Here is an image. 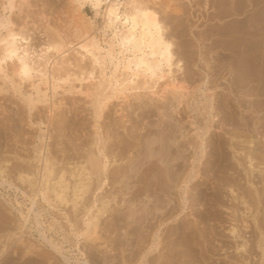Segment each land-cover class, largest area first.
I'll return each instance as SVG.
<instances>
[{"label": "rangeland", "instance_id": "374dc122", "mask_svg": "<svg viewBox=\"0 0 264 264\" xmlns=\"http://www.w3.org/2000/svg\"><path fill=\"white\" fill-rule=\"evenodd\" d=\"M2 1L6 2V0H0V15L2 14L1 16L4 19V21H8V20L12 21L15 25L14 28L15 29L19 28L16 30L22 29L24 34L26 33L25 35L28 36L29 41L31 40L30 41L31 45L29 44L30 46H28L31 52L33 51L34 53H36V52L42 53V52H40V51H43V49H41V48H45L42 46L47 45V43L45 41L48 40V36H46L47 33L45 32V30H43L44 28L41 25L42 20L45 22L48 21L47 24H50L49 22H51L52 27L59 30L61 32V34H63L64 36H66L67 32H69L70 29L72 28L71 26H69V24L65 20V17H67V15L71 13L70 11H72L70 9V6H71L70 0L69 1L68 0H16L15 7H14L15 9L13 8L12 10L2 9V7H1ZM164 1H165V3H164ZM208 1H209L208 3H210V4H207V5H209V6H206L207 9L205 7L206 4L204 5V2H206V0H161L160 3L161 2L162 3L161 4L159 3V6H158L159 8L162 7L160 9L161 11L163 10L162 13L165 10L164 9L165 7H163V6L166 4V2L170 3L174 7V8L172 7L171 9H166L165 12L162 14V17L164 18L163 20L166 21L165 22L166 25L168 27H170V28H168L169 35L172 36V38L174 40H175V38L177 40V41L175 40L176 41V49H178V50H176V52L179 53L178 54L179 56L176 53L177 57H179V58L181 57L180 59H183L185 61V62H183L184 65L182 66V69H176L175 70L176 77H178L180 79V81L184 82L183 84L186 87V89H185L186 97L183 100V102L181 103V105L179 106V109L177 108L178 106H176L179 104L175 100H168L166 102V101H163L159 98H152L149 94H146L144 90H132V91H128L126 93V94H128L126 99H124V97H122L123 99L119 98V97H121L120 93H119V96L112 97L110 99L111 101H109L108 106L106 107V108H108V109H106V113L104 111V113L102 114V116L103 115L104 116L102 118H98L99 120L97 119V121H96V116L94 115V113H95L94 108H93V106L91 107V105H93L92 101H94L93 95L95 92V90H94L95 87L92 84L93 83L92 81H95V80L98 81L99 78H101L100 74L102 71H105V74H107V72H108L107 75L109 76L110 75L109 73L111 70V64L106 66V64L101 63V65H100V63L96 64L91 59H88V58L82 59L81 55L79 53H77V51L74 48L73 49L70 48V50L65 52L64 57L59 56V57L65 58V59H63V61L61 60L62 58H59L58 55L56 54L57 59L55 58L56 59L55 61H57L56 62L57 64H55V65H57V66L59 65L58 69L61 68V70L60 69H59L60 71L57 70L56 69L57 66H55L53 64L54 66L53 65L50 66V71L52 70L50 73H51V75H57V76L62 74L59 77H69L70 78V82H69L70 86L75 85L76 87L73 88L72 86L71 87L69 86V83L65 85L63 82H61L62 85L63 84L65 85L64 89H63L64 85L63 86L61 85L62 87H59V88H62L63 91L58 88L56 91V93L57 92L58 93L56 95H55V93H53V91H51L52 96L49 93V97L47 100L49 102H39L37 104V106L31 111L32 113L30 111H28L29 109L27 108L26 105H24L25 103L23 102V100L19 97V95H17V92L14 91V88H13L14 86L9 82L8 79L6 80V81H8V85H7L8 87L6 86V84H5L6 87L5 86L4 87L7 88L9 91L7 89L5 92L0 91V166H3V169L6 168L3 175L0 176V226H4L3 227L4 229L2 227H0V234L4 235V236H6V235L10 236V238H9V240L6 239L5 237L2 238L4 240H1L2 242H0V247H2L3 245H7V244H9L8 242H10L9 247L8 246L7 247H8V250H9V248L11 250V256H10V250L7 251L8 252L7 260H9L10 258L13 259L14 261L12 260V262H14V263H12V264H16L17 262L18 263H24L25 261H26L25 263H27V264L34 262V261H35V264H133V262H134V264H138L141 262V260L143 258V252L148 251L147 247H149L152 242L155 245L158 243V246L156 248H154V250L148 254L147 260L151 259L154 256L158 257L159 259L156 260V262L154 264H166V263L167 264H255V263L260 264V263H262L263 258H261V256L263 253V248H259L257 246L258 245L257 242H259V238H258L259 231H258V227L256 224L257 220H255V219H257V218L260 219L261 217H263V213L261 214L259 211H256L255 206H252V212L247 215L249 223L251 222L250 227L245 230L243 228L242 221H241L242 220L241 215L243 213L242 210H244V206H241V204L239 205V203L235 202L231 198L232 196H231L230 192L228 193L229 189L227 187V184L225 183V179L230 178L228 170H230V171L232 170V172L230 173L231 176L236 174L239 178L241 175L240 179L241 180L244 179L243 181H241L242 184H245V185L247 184L246 186L249 185V182H248L249 175H248V168H247L248 165L244 164V165H246L245 168H244V165H242L241 168L239 170H237L238 172L237 171L234 172V169H231L232 168L231 164L234 163V161H235L234 152L237 153V151H236L237 149H238V151L241 150V152L243 150H247L249 148L248 145H251V144L253 145V143L250 142L249 140H254V142L257 143L258 140L261 141L260 139H262V142H263L264 141V136H263L264 130H263V128H261L262 130L259 129L260 130L259 133H257L258 131H256V132L250 131V129L253 130V128L251 126L250 127H248V126L244 127L241 123L234 125V124H232L233 123L232 120H230V123L231 122L232 123L231 124L229 123V126H230L229 127V126H227L228 123H226L222 120L219 122L220 124L215 123V125H217V124H219V125L214 126L212 128L214 130L213 134H215L217 136L216 138H218L216 141L215 135L212 136V134L210 132L208 134L204 135V130H201L202 121L200 124V120L202 119L201 113H200V111H201L200 107L202 106L201 104L203 103V101H205L207 99H211L213 97L215 98V96H213V93H216L217 88H219L218 91H220V89H223L224 93H225V90L228 92V93L226 92V94L230 93V110L235 109L234 107H235V105H237L238 99H243L245 97H246L245 98L246 100L250 99V97H248L247 94L245 95L244 90L241 89V87H239V82L234 81V80H240V77L238 75L241 74L242 70H243L242 68H239V64H241V61L244 58H241V56L239 54L242 55L241 52H243L244 50L247 49V48H245L243 50V48L246 44L251 46V44L253 42H256L258 40V39L256 40L257 37H254L253 34L252 35L249 34L252 30V29L249 30L250 24L252 23L251 22L252 20L251 21H249V20L252 18L254 19L253 16L256 13V10L258 9V7L253 6L250 3H246V1H245V6L247 5V7L244 10H242L240 13H238L232 9L233 11L231 10V12L233 15L230 14V16L223 18V20L221 22L219 20L218 16L213 17V15H216V14L219 15L220 9L223 7V5H221L220 3L223 0H215V1L214 0H208ZM219 5H221V6L217 7ZM262 6L263 5H261V8H262ZM168 10H171V11L167 12ZM68 11H69V13H68ZM209 12H211V13L209 14ZM84 13H86L89 17H93V11H92L90 6H88L84 9ZM241 16H242V18H241ZM45 17H46V19H45ZM58 18L60 20L62 19L64 21H62V20L60 21ZM227 18H228V20H227ZM56 21H58V23ZM96 21H97V24H101L102 18H97ZM226 21H229V22H226ZM241 21L246 23V27H244V30L246 33L242 34L244 38L239 33L238 35H235L238 38L237 39L230 32V63H232V64L235 63V65H236L235 69H234V65L230 64V67H231L230 70L226 69V68H220V70H221L220 71L217 64H221L223 62L225 63L226 62L225 60H227V58H225V56L220 55V54H222L224 52L229 53V51L223 50V48H221L222 46L221 47L219 46L220 48L217 46L215 48L216 50H213V51L211 50L212 52L209 51L210 50L209 44L212 41L211 36L217 31L216 30L217 26L222 25L223 23L226 22V23H228L227 26H230V27L232 26V28H234V26H236V24H238ZM60 22L61 23L63 22V24L61 25ZM65 22L67 25L65 24ZM217 22L219 23V25ZM207 26H209L210 29ZM57 27H59V28H57ZM68 27H70V28H68ZM64 30H66V31L64 32ZM205 31H208V32H205ZM207 33L209 35L211 34V36H208ZM201 35H202V37L204 36L202 38L203 40L202 39L200 40ZM205 36L210 37V39H208ZM231 37H232V39H231ZM205 38H207V39H205ZM72 39H74V38L72 37ZM223 39H225V37ZM234 39H235V41H234ZM206 42L207 43L209 42L208 45ZM177 43L179 44V46ZM204 46H206V47H204ZM250 46H249V48H250ZM241 47H242V49H241ZM204 49L205 50L207 49L210 53L208 51L207 52L204 51ZM233 49H235V50H233ZM241 50H243V51H241ZM231 54H232V56H231ZM205 55L206 56L208 55V56L206 57ZM211 55L214 57H212ZM216 55H219L220 58L216 59L215 58ZM204 56H205V58H204ZM233 56H235V58H237V59H235V58L232 59ZM213 58L215 59V61H214L215 63L212 60ZM238 58H241V59L238 60ZM53 60H54V58H53ZM58 60H59V62L60 61L61 62L58 63ZM205 61L207 63H205ZM208 63H209V65H208ZM9 67H10L11 71L9 70V68H7V69H8V72H10V74L13 73V74H11L12 79L14 80V82L16 84L19 83L20 82V80H19L20 78H18L19 75H17L15 72H12L13 69H12L11 65ZM52 67H54V68H52ZM210 67H212V68H210ZM101 68H102V70H101ZM205 69H207V70H205ZM223 69H224V71H223ZM229 71L231 72V74ZM236 71H238L239 73L237 74ZM52 72H53V74H52ZM89 72L94 73V74H92L93 76ZM216 72H218L220 74H218V73L216 74ZM63 74H65V75H63ZM68 75H70V76H68ZM208 75H210L211 77ZM223 75L225 76V78H223L224 77ZM233 75H235V76H233ZM91 76H92V79H90ZM95 76L99 77V78L96 79ZM212 76H214L213 77L214 79L212 78ZM221 76H223L222 77L223 80L221 79ZM93 77H95V79H93ZM235 77H236V79H235ZM72 78H74L73 81L71 80ZM210 79L212 80L211 81L212 84L210 82ZM229 79H230V81H229ZM206 80H208V82H206ZM218 81L221 83H219ZM223 81H226L227 83L223 82ZM0 82H2V81H0ZM23 82L24 81H22V84H21L23 93L26 95L30 92L33 93V89L31 86H29L30 85L29 82L28 83L27 82L23 83ZM235 82H236V84H235ZM216 83L218 84L217 86H216ZM2 84H3V82H2ZM207 84L211 85V86H208ZM224 84H225V86H224ZM228 84L230 85V92L228 91V88H226V87H228ZM88 85H90L92 87H90ZM213 85L216 86L217 88L214 87ZM219 85H221V86H219ZM240 85H245V84L241 83ZM68 87H70L72 90L70 88L68 89ZM86 87H88V88H86ZM89 87L92 88L93 90L89 89ZM77 88L80 89L81 91L78 90ZM73 89H75V90H73ZM88 89L90 91H88ZM209 89H211V90H209ZM247 89H248V87H247ZM64 90H67V91H64ZM28 91H30V92H28ZM78 91L80 93H78ZM83 91H84V93H83ZM92 91H94V92H92ZM48 92H50V90ZM87 93H89L91 95H89V94L87 95ZM208 93H212V94H209L210 96H208ZM206 95H207V97H206ZM231 95H233V96H231ZM50 96H51V98H50ZM150 97H151V99H150ZM234 98H235V100H233ZM49 99H51V100H49ZM147 99L149 100V102L147 101ZM252 99H256V98L252 97ZM145 100L148 102V103L146 102V105H144ZM150 101H151V103H150ZM90 102H92V104ZM141 102L144 106H146V107L149 106L150 108L148 107V108L144 109L145 107L144 108L141 107V105H142ZM172 102H173V104H172ZM231 102H234L235 105H234V103L231 104ZM213 103H214V101H213ZM139 105H140V107H139ZM171 105H173V107ZM148 109H149V111H147ZM238 109L240 110V111H238V113H240L241 109L240 108H238ZM51 111H52V114H50ZM141 111L143 112L142 118H141V113H142ZM213 111L216 112L219 116H220V114H221V116L223 115L222 114L223 112H221L220 109L219 110L213 109ZM249 112L250 111H248V112L246 111V112H242V113L247 115V114H249ZM139 113H140V117H139ZM144 113H146L147 115ZM165 113L167 114V116L165 115ZM216 113H213V114H216ZM250 113H251V115L249 114L250 116H252V113H254L253 116L254 115L256 116V117L254 116V118L258 119V120L260 119V117L264 116V111L256 112V114H255V112H252V111ZM29 115H30V117H29ZM143 115H144V117H143ZM148 115H149V117H148ZM239 115L241 116V114H239ZM197 116H199V117H197ZM93 117H95V118H93ZM200 117H201V119H200ZM192 118H193V120H192ZM238 118H239V116H238ZM168 119H169V121L172 120V122H173V123H171L172 125H177V127H178L177 128L176 126H173L174 130L178 129L177 131L173 130L175 133L174 137L176 136L175 138L181 140L183 138V135H181L182 132H185V134L189 133L187 138H183L181 140V141H183L182 145H183V143H185L187 141L188 138L193 139L194 138L193 135H195L194 133H196V131L200 132L201 137H203V138L205 137V140L207 141V142L205 141V143H204L205 150H206L205 153L208 156H204L203 160H201V164L206 159V157L211 156L212 146L209 144L213 140H215L216 143H219L222 140L224 141V142L222 141L221 143L223 145V149H224L223 152L225 153L224 157H225L226 162L225 161L223 162L224 163V164H222L223 167L222 166L219 167L221 164V160L218 161L219 164L216 165L217 167H214L213 170L212 169L209 170V173L212 175H210L208 172H204V169H203L202 178L196 177L193 181H191L189 183L188 187L185 186L187 194H186L184 202L181 201V196L179 193L174 194L176 196L175 198H177V199L175 200V202L173 201V204L175 207L171 204L172 207L170 208V213H167L164 215L162 214L161 216L156 215L155 218L152 219L154 221L146 220V222L143 223L142 225L140 223H138L142 227H140L138 225V228H136V226H135V224H137L136 222H134V224L127 225L125 222L123 223V221L121 220L123 218H121L120 216L124 217V214L128 212L129 206H131V204L129 202L126 204V202L129 199V196H128L129 194H123V190L122 189L120 190V188L121 187L123 189H124V187L128 188V187H130V184H131V189H134L133 184H135L136 181L131 179L132 181L130 180L131 181L130 182L125 176H123V171H124V173L128 172V169H129L128 165H131L130 162L132 163V161H130V160L139 157L138 154L140 153L139 151H141V148H142V147H140V144H141L142 140L144 141L142 143H145V139H147V137L149 135L148 133L150 132V134H151L153 132L150 135V137L151 136L154 137L157 134H159L158 132H160V130L162 129L160 127V125L162 124V122L163 123L167 122ZM99 122H100V124L101 123L102 124L99 125ZM134 122L136 123V125ZM182 122L185 125L181 124ZM191 122H194L195 125L191 124ZM188 123H189V125H188ZM163 125H161V126L163 127ZM190 125H192V126H190ZM232 125L237 126V127L234 128V126H232ZM96 126H97V128L99 127V129H97ZM180 126H183L184 130L183 129L181 130ZM240 126L242 129L241 128L238 129V127H240ZM100 127H101V129H100ZM185 128H187V129L185 130ZM224 128L226 129V131ZM243 128H246V129H243ZM188 129H190V132L188 131ZM95 130L100 131L102 133L101 135L104 134L106 136V138H104L105 137L104 135L102 137L105 139L107 154L111 155V156L114 154L113 156H115L114 160L112 159L113 157L110 156L111 157V159H110L111 175L110 176H113L115 174L113 172V170H115V172H116L118 169L119 170L123 169V171L121 172L122 174L119 173V175L121 177L119 176L120 178L117 180V182L114 183V185L110 182L111 185L107 184V185H105V188H104V189H108L107 191L104 190V193L107 192V193H105V195L109 196V198H111L113 196V194H116V195L118 194V195L116 196L117 198H115L116 200L115 199L112 200V202L110 204V207H109L110 212L108 211L107 213H105L101 217V220L99 223L100 224V226H99V233L100 234L98 233L101 240L99 239V237L94 239V240H92V239L88 240V239H85L83 236L80 237L77 235V230L80 228V226L81 227L84 226V222H82L83 221L82 220L83 208H82V210L79 209L77 212H74L73 208H70V206L72 207V205H70L71 203L66 205V206H62V205H59L57 203L48 205V203L46 201H43L42 196H38L36 199V202L33 203L31 198H30V194H31L30 190L31 189L29 188L28 185H26L25 183L23 184L18 179V171L20 169L22 171L25 170L26 172L34 173L37 178L40 176L39 171L41 169L39 170V168L42 167L43 162L42 161L39 162L37 159H35L37 157V153H35L36 151H34L35 150L34 144H40L41 140H45L44 145L46 144L44 146L45 150L43 148V152H42L43 154L41 153V156L43 155L42 159L46 158L47 156H49V157L53 156L57 160V161H55L57 163L56 164L57 172H59L63 168L68 170L69 168L67 165H69V167H70V163L77 162V160H75V159H79L81 157V155L82 156L86 155V152L88 151L87 148L91 149L90 145H91V142L93 141L92 139H94V136L96 134ZM213 130H212V132H213ZM241 130H243V132ZM92 131H93V133H92ZM186 131H187V133H186ZM131 132H133V133L131 134ZM180 132H181V134H180V136H178ZM261 132H263V133H261ZM42 133H43V138L41 139L40 137H42ZM137 133H140V135L137 136L138 135ZM144 133H145V135H144ZM219 133L221 134V138H220V141L218 142L219 137H220ZM108 135L111 138H108L107 137ZM189 135H191V136H189ZM208 135H210V138L212 136V138H211L212 140L210 138H208L209 137ZM240 135L241 136L243 135L242 139H241ZM254 135H256V136H254ZM125 136L128 140L127 139L125 140V138H124ZM132 136H137V137H135V138H137V140L133 139L134 137L132 138ZM143 136H145L146 138ZM223 136L225 137V139ZM90 137H93V138H90ZM120 137H123L124 140ZM258 137H260V138H258ZM89 138H90V143L88 140ZM138 138H140V139L138 140ZM249 138H251V139H249ZM189 139H188V141H189ZM198 140H197V142H198ZM124 141H126V143H129L128 147H127L128 149L127 148L124 149L127 153L125 151H123V153L121 152V150H123L122 144ZM137 141H139V142L136 144ZM181 141H180V143H181ZM188 141L183 146H185V145L187 146ZM113 142H115L114 144L117 145L116 148L114 147L115 145L113 144ZM121 142H122V144H121ZM225 143H228V144L226 145ZM86 145H89V147H87ZM109 145L111 147H114V148L112 149L111 147H109ZM242 145H243V147H242ZM82 146H84V147L82 148ZM129 146L132 147V149ZM233 146H236V147H233ZM237 146H239V147H237ZM121 147H122V149H121ZM240 147H242V148H240ZM239 148H240V150H239ZM118 149L120 152L117 151ZM85 150H86V152H85ZM191 150L192 149H190V148L187 150L189 156H191V154L193 155L192 152L194 150H192V151ZM112 151L115 153H113ZM116 151H117V153H116ZM118 153H120L119 155L121 157L118 155ZM259 153H260V157L262 156L264 158V152L261 151ZM48 154H50V155H48ZM188 154H186L187 157H189ZM240 154L241 153L239 152V155ZM226 155H227V157H226ZM189 158H187V159H189ZM218 158H216V160H218ZM263 158H262V161H264ZM71 159H72V161H70ZM212 160H215V158ZM187 162H190V161H187ZM225 163H227V164H225ZM188 164H189L188 168L184 167V169H182L183 172H185V173H187L188 171L191 170V168L189 169V167L192 166L191 162ZM195 164L198 165V162H196ZM195 164H194V166H195ZM224 165L228 166L230 168H225ZM71 167H72V165H71ZM214 171H215V173H214ZM217 172H218V175H216ZM240 172H241V174H240ZM258 172L259 173L261 172V171H259V168L258 169L255 168L254 174H256V175L258 174V176H259ZM219 173H220V177H219ZM237 173H239V174H237ZM204 174H205V176H204ZM206 174H207V176H206ZM226 174H228L229 176H227ZM222 175L226 176V178ZM254 177L255 176H253V178ZM256 177H255V180H258L259 177H257V178ZM217 178L218 179L220 178L221 180L219 179L220 180L219 181ZM125 180H126V182H125ZM197 180L203 181L205 184V185L202 184L201 185L202 187L200 186V189L203 190V192H204L203 196H201L200 200L198 198L197 190L192 187V185ZM216 180H218V181H216ZM221 181L224 182V184H221L222 183ZM38 183L40 185L39 181H38ZM123 185H125V186H123ZM106 186H107V188H106ZM212 187H214V188H212ZM226 187H227V189H225ZM218 188H219V190H218ZM34 189H36V188H34ZM220 189H221V191H220ZM195 190H196V193H195ZM217 190H218V193H217ZM101 191L102 190H100V192L98 191V193H96L95 195H92V196H91V193H90V195H87L86 202H85L86 205L90 204L91 202H89V201H92L96 195L98 196L99 193L102 194L103 191L102 192ZM212 191H214V192H212ZM228 194H230V195H228ZM124 196H127V197H124ZM221 197H222V199H221ZM87 198H89V199H87ZM123 198H125V199H123ZM216 198L217 199L220 198L221 200H219V199L216 200ZM120 199H121V201H120ZM122 199L124 201H122ZM144 199H147V198L144 197ZM187 199H188L189 203H188ZM210 201H212V202H210ZM215 201H217V202L215 203ZM218 201H222V202H218ZM251 202H253V201H251ZM191 203H193V205ZM213 203H215V205ZM98 204H99V202H97V205ZM138 204H136L138 206L137 207L138 212H136V214H135L136 217H137V215L141 216V214L143 212L142 208H140L141 209L140 210L139 207L144 203H140L139 205ZM175 204H177V205H175ZM176 206H179V207H176ZM196 207H198V208H196ZM240 207L243 209H241ZM28 208H32V210L30 212V218H29L30 221L25 224L23 221L21 213H27ZM172 208H174V209H172ZM175 208L177 209V211ZM200 208H201V210H198ZM208 208H210L213 211H211ZM227 208H229V209H227ZM204 211H205V213H204ZM212 212L213 213L215 212V213L213 214ZM201 213H202V218H199L198 215H201ZM229 213H233V214H229ZM218 214H220V215H218ZM231 215H233V216H231ZM189 216H191V217L188 218ZM193 216H194V218H193ZM213 216H214V218H213ZM227 217H229V218L227 219ZM117 218H118V220H116ZM156 218L158 221L156 220ZM3 219H4V221H3ZM186 219H187V221H186ZM230 219H233V220H230ZM191 220H193V221H191ZM228 220L230 223L232 222V223L237 225V227L240 231V237L235 238L228 232L229 231L228 225H230ZM150 221L153 223L151 224ZM185 221L187 223L192 222L194 229L195 230L197 229V234L199 236V239H201V240L196 239V240H199V242L195 240V243H194V249L198 250V251H196L198 259L194 260V261H193L194 258L190 255L189 250L187 249L188 247L185 246L184 243H182L183 241L181 240V238L177 237L176 235L168 238V240L166 238L169 229H173L177 225L185 223ZM114 222H116V223H114ZM118 222L123 223V224L119 225ZM258 222H259V220H258ZM173 224L175 227H173ZM116 225L118 227H115ZM123 225H124V227L126 225L128 227L126 226L125 227L126 229H125V228H123ZM144 225H146V226H144ZM119 226H121V227L119 228ZM141 228H142V230H141ZM119 229H120V231H119ZM132 229H133V232H132ZM128 230L130 233L128 232ZM150 230H151V232H150ZM206 230H207V232H206ZM134 231H135V234H133ZM127 232H128V234H127ZM142 233L145 235H143ZM20 234H21V238L23 237L22 239H24L23 240L24 244H26L27 243L26 241H28V243L29 242L32 243L36 248H40L42 251H40V249H37V250L35 249L36 252L34 254L32 253L31 256H28L27 254H26L27 256L24 254L22 255L23 251H21V250L25 249V247H24L25 245L22 244L20 241H19L20 243L18 242L19 243L18 244L16 241L20 237ZM205 234H207L208 237ZM136 235H137V237H136ZM163 238H165V239H163ZM204 239H206V240H204ZM128 240H130V241H128ZM132 240L133 241L138 240V241L133 242ZM166 240H167V242H166ZM208 240H209V242H208ZM144 241L147 242L148 245L150 243V245L148 246ZM179 241H181V242H179ZM200 241H201V243H200ZM129 242H133L135 246L132 245L133 243L131 244ZM242 242L248 243L247 249L244 251H242V250L240 251L239 249H237V244L242 243ZM35 244L38 246H36ZM129 244H131V245H129ZM162 244H163V246H165L164 248L161 247ZM167 244L170 246H168ZM10 245H11V247H10ZM263 245H264V241H263ZM159 247L161 248V250ZM168 247H170V248L168 249ZM17 248H19V249H17ZM14 249H15V251L17 249L18 252L17 251H16V253L13 252ZM139 249H141V251ZM137 250L140 252H138ZM39 252H41V253H39ZM18 253H19V256L15 257L16 255H18ZM136 253H138L139 255ZM37 255H38V257L40 256L39 258H40V260L42 259L41 261L39 260ZM134 255L136 256V259H135ZM20 256H21V258L24 257V259H21ZM132 256H134V258ZM201 256H202V258H201ZM25 257H27V259H25ZM33 257H34V259H37V258L38 259L37 260L31 259L33 261L30 260L29 262L27 261L28 258L30 259ZM203 257H205V258L203 259ZM129 258L132 259V262H131V259H129ZM15 259H16V261H15ZM167 259L169 261L165 262L164 260H167ZM161 260L164 261V263ZM171 260L175 263H173ZM6 262H8V261H6ZM168 262H170V263H168ZM144 264H148V262L144 261ZM151 264H153V263H151Z\"/></svg>", "mask_w": 264, "mask_h": 264}, {"label": "bare ground", "instance_id": "6f19581e", "mask_svg": "<svg viewBox=\"0 0 264 264\" xmlns=\"http://www.w3.org/2000/svg\"><path fill=\"white\" fill-rule=\"evenodd\" d=\"M160 1L161 0H111V1H107V0H70V5H71L70 9L72 11H70L71 13L68 14L67 17H65V20L69 24V26H71L72 28L70 29V31L68 30L69 32H67L66 36L61 34V32L59 30H57L56 28L52 27L51 22H49L51 24L50 25V24H47L48 21L47 22H45L43 20H42V22L40 21L41 25L44 28L43 30H45V32L47 33L46 36H48V40L45 41L47 43V45L45 44L46 46H42L45 48H41V49H43V51H40L42 53H37V52L34 53L33 51L31 52L29 47H28L31 45V42H30L31 40L29 41L28 36L25 35L26 33L24 34L22 29L16 30L19 28L15 29L14 28L15 25L12 21H10V20L4 21V19L1 16L2 14H1L0 15V77L2 79L0 78L1 79L0 81H2L4 85L2 84V82H0V91H2V92L6 91L7 88H5V87L8 85V81H6V80L8 79L9 82L14 86L13 87L14 91L17 92V95H19V97L23 100V102L25 103L24 105L27 106V108L29 109L28 111H30V112L37 106V104L39 102H49L47 100L49 97V93L51 94V91H53V93H55V95H56L58 93V92L56 93V91L59 87H62L64 84L66 85L70 82L69 77H59L62 74L59 76L51 75L50 72L52 70L50 71V66H52L53 64L54 65L57 64L56 63L57 61H55L57 59L56 54L58 55V57L59 56L64 57L65 52L70 50V48L71 49L74 48L77 51V53H79L81 55L82 59L88 58V59L93 60V62L96 64L100 63V65H101V63L106 64V66L111 64V70H110L109 76L107 75L108 72H107V74H105V71H102V72L100 71L101 72V74H100L101 78L95 76L96 79L99 78V80L98 81L97 80L92 81L93 82L92 84L95 87L94 88L95 92L92 91V92H94V95H93L94 101H92L93 105H91V107L93 106V108H94L95 113L94 112L93 113L96 116V121L98 118H102L104 116V115L102 116V114L104 113V111L106 113V109H108L106 107L108 106V103H109V101H111L110 99L112 97L119 96V93H120L121 97H119V98L124 97V99H126V97L128 96V94H126V93L128 91H132V90H144L145 93L149 94L152 98H159V99L166 101V102L168 100H175L179 104V105H176V106H178L177 108L179 109V106L181 105V103L183 102V100L186 97V91H185L186 87L183 84L184 82L180 81V79L178 77H176L175 70L176 69H182V66L184 65L183 62H185V61L183 59H180L181 57L180 58L177 57V55L179 54L176 52V50H178V49H176V41L177 40L175 38V40H176L175 41L172 38V36L169 35L168 28H170V27H168L166 25V23H165L166 21L163 20L164 18L162 17V14L165 12V10L171 9L173 7V5L166 2V4L163 6V7H165L164 8L165 10L162 13L163 10L162 11L160 10L162 7L161 6H160L161 8L158 7ZM245 1H246V3H250L251 5L258 7V9L256 10V13L255 14L253 13L254 19L252 18L249 20V21L252 20L251 21L252 23L250 24V27H249V30H251V29L252 30L249 34H251V35L253 34L254 37H257L256 40L257 39L258 40L257 41L255 40L256 42H253L251 44V46L244 44L245 46H244L243 50L245 48H247V49L244 51L241 50V51H243V52H241L242 55L237 52L241 56V58H244L241 61V64H239V68H242L243 70H242V73L238 75L240 77V80H234V81L239 82V87H241V89L244 90L245 95L247 94L248 97H250V99L248 98L249 100H246L245 99L246 97L243 99H238L237 105H235L234 102H231V104L234 103L235 109L230 110V93L226 94V92H227L226 90L224 93L223 89H220V91H218L219 88L216 87L218 85L217 83H216V86L213 85L214 87L217 88L216 93H213V96H215V98L213 97L211 99H207V100L203 101V103L201 104L202 106L200 107V110H201L200 113H201V117H202V119L200 117V119H201L200 124L202 121L201 130H204V135L208 134L209 132L212 134V136L215 135V134H213L214 130L212 128L214 126L219 125L220 124L219 122L222 120L224 122L228 123V125L226 124L227 126H229L230 120H232L233 123L232 122L231 123L234 125L241 123L244 127L245 126H248V127L251 126L253 128V130L250 129V131H255V132L258 131L257 133H259L260 130H262L261 128H263V130H264V116L260 117L259 120L254 118V116H255V115L253 116L254 113H252V116H250L251 111L255 112V114H256V112L264 111V0H223V1H221V3L218 1L221 5H223V7L220 9L219 15L216 14V15H213V17L218 16L219 20L222 22L223 18H226V17L230 16V14H232V12H231L232 9L238 13H240L242 10H244L247 7V5L245 6ZM208 2H209L208 0H206V2H204V5L206 4L205 7L209 6V5H207V4H210ZM15 3H16V0H6V2L2 1L1 7H2V9L12 10L15 7ZM164 3H165V1H164ZM221 5H219L217 7H220ZM261 5H263L262 8H261ZM88 6H90L92 11H93V17H89L86 13H84V9ZM206 9H207V7H206ZM169 11H171V10H168L167 12H169ZM68 13H69V11H68ZM210 13L211 12H209V14ZM97 18H102L101 24H97V21H96ZM241 18H242V16H241ZM45 19H46V17H45ZM227 20H228V18H227ZM62 21H64V20H62ZM56 22L58 23V21H56ZM66 22H65V24H66ZM226 22H229V21H226ZM226 22L223 24L221 23L222 25H219V23L217 22L219 26H217V29H216L217 31L212 36H211V34L209 35L207 33L208 36L212 37L211 38L212 41L211 42L209 41L210 42V44H209L210 47L208 46L210 49L209 51L216 50L215 48L217 46L218 47L222 46L221 48H223V50L229 51V53L224 52V53L220 54V55L225 56V58H227V60H225L226 61L225 63L224 62L221 63L222 65L217 64L219 70H220V68H226V69L230 70V68H231L230 64L234 65V69L236 66L235 63H233V64L230 63V32L233 36L238 35L239 33L241 35L246 33L244 30V27H246V23H244L242 21L239 22L238 24L235 23L236 26H234V28H232V26L231 27L227 26L228 23H226ZM62 24H63V22L61 23V25ZM207 27H209V26H207ZM57 28H59V27H57ZM68 28H70V27H68ZM209 29H210V27H209ZM65 31L66 30H64V32ZM205 32H208V31H205ZM208 36H205V37L210 39V37H208ZM72 37L74 39H72ZM203 37L201 35L200 40ZM224 37H225V39H223ZM242 37H243V35H242ZM207 38H205V39H207ZM231 39H232V37H231ZM234 41H235V39H234ZM208 43H207V45H208ZM178 46H179V44H178ZM249 46H250V48H249ZM204 47H206V46H204ZM241 49H242V47H241ZM233 50H235V49H233ZM204 51L207 52L208 50L204 49ZM176 53H177V55H176ZM205 56H204V58H205ZM231 56H232V54H231ZM62 57H59V58H62ZM212 57H214V56H212ZM53 58H54V60H53ZM215 58L219 59L220 57H219V55H216ZM234 58H235V56L232 57V59H234ZM241 58H238V60H240ZM63 59H65V58H62L61 60L63 61ZM235 59H237V58H235ZM212 60H213V62L215 61L214 58ZM60 62L58 60V63H60ZM205 63H207V62L205 61ZM10 65L12 66V69H13L12 72H15L17 75H19V77L18 76L17 77L20 78L19 79L20 82L17 84L14 82V80L11 77V74H13V73L10 74V72H8L7 68H9V70H10V67H9ZM208 65H209V63H208ZM55 66H57V65H55ZM58 66H57V68L56 67L55 68L57 70H59V69L61 70V68L58 69ZM212 67H210V68H212ZM52 68H54V67H52ZM101 70H102V68H101ZM205 70H207V69H205ZM223 71H224V69H223ZM236 72H237V74L239 73L238 71H236ZM217 73L218 72H216V74ZM52 74H53V72H52ZM65 74H63V75H65ZM90 74L92 75L94 73H90ZM218 74H220V73H218ZM230 74H231V72H230ZM210 75H208V76H210ZM68 76H70V75H68ZM92 76L90 79H92ZM223 76H221V79ZM233 76H235V75H233ZM95 77H93V79H95ZM213 77L214 76H212V78ZM223 78H225V76ZM235 79H236V77H235ZM71 80L73 81L74 78H72ZM22 81L27 82V83L29 82V84H30L29 86L32 87L33 93L30 91H28L30 93H28L27 95L23 93L22 85H21ZM211 81L212 80L210 79V82ZM229 81H230V79H229ZM61 82H63L64 84L62 85ZM206 82H208V80H206ZM223 82H226V81H223ZM219 83H221V82H219ZM241 83H243L245 85H240ZM5 84H6V86H5ZM211 84H212V82H211ZM235 84H236V82H235ZM65 85L63 86V89L65 88ZM69 86H70V83H69ZM71 86L73 88L76 87L75 85H71ZM88 86H90V85H88ZM208 86H211V85H208ZM219 86H221V85H219ZM224 86H225V84H224ZM70 87H68V89ZM90 87H92V86H90ZM90 87H89V89H92ZM247 87H248V89H247ZM86 88H88V87H86ZM226 88H228V91L230 92V85L229 84H228V87H226ZM59 89L62 90V88H59ZM89 89H88V91H90ZM49 90H50V92H48ZM73 90H75V89H73ZM78 90H80V89H78ZM209 90H211V89H209ZM64 91H67V90H64ZM78 93H80V92L78 91ZM83 93H84V91H83ZM89 93H87V95ZM209 94H212V93H208V96H210ZM89 95H91V94H89ZM51 96H52V94H51ZM51 96H50V98H51ZM231 96H233V95H231ZM151 97H150V99H151ZM206 97H207V95H206ZM252 97H255L256 99H252ZM49 100H51V99H49ZM233 100H235V98ZM147 101L149 102L148 99H147ZM147 101L145 100L144 105H146ZM213 101H214V103H213ZM92 102H90V103L92 104ZM150 103H151V101H150ZM141 104H142V102H141ZM172 104H173V102H172ZM142 105H141V107H143V108L145 107L144 109L149 107V106L146 107V106H144V105L142 106ZM171 106L173 107V105H171ZM139 107H140V105H139ZM238 108L241 109L240 113H238V111H240ZM213 109H215V110L220 109L221 112H223L222 113L223 115L221 116V114H220V116H221L220 117L216 112L213 111ZM147 111H149V109ZM246 111L247 112L250 111L249 112L250 115L249 114L245 115L244 113H242V112H246ZM212 112L216 113V114H213ZM50 114H52V111ZM142 114H143V112L141 113V118H142ZM144 114H146V113H144ZM239 114H241V116ZM30 115H29V117H30ZM165 115L167 116L166 113H165ZM199 116H197V117H199ZM238 116H239V118H238ZM139 117H140V113H139ZM143 117H144V115H143ZM148 117H149V115H148ZM93 118H95V117H93ZM192 120H193V118H192ZM167 122H165V123L162 122L161 125H163V124L164 125H163V127L160 125V127L162 129L160 130V132H158L159 134H157L156 136L153 135L154 137H152V136L150 137V135L153 132L151 134L149 132L147 139H145V143H142V142H144L143 140H142V142L140 141L141 142L140 147H142V148H141V151H139L140 152L138 154L139 157L130 160V161H132V163L130 162L131 165H128L129 166L128 172L124 173L123 169L122 170L118 169L116 172H115V170H113V172L115 174L113 176H110L111 175L110 159H111V157H113L112 159L114 160L115 156H113L114 155L113 153H115V152L112 151L113 152L112 156L107 154V149H106V144H105V139H104V138H106V136L103 134L105 136L103 138L102 137L103 135H101L102 133L100 131L95 130L96 131L95 136L92 134L94 136V139H92L93 141L91 140L92 141L91 145H90L91 149L87 148L88 151L86 152V150H85L86 155H84V156L81 155V157L79 159H75V160H77V162L70 163V167H69V165H67L69 168L68 170L63 168L62 170L57 172V169H56L57 163L55 162L57 160L53 156H51V157L47 156L46 158L42 159L43 155L41 156V153L43 152V148L46 145V144L44 145L45 140H41V142L39 141L40 144H34L35 145L34 151H36L35 153H37V157L35 159H37L39 162L40 161L43 162L42 167L39 168V170L41 169L39 171L40 172V174H39L40 178L39 177L37 178L34 173H29V172H26L24 169H23L24 171L19 169L18 179L23 184L25 183L26 185H28L29 188L31 189L30 190L31 191L30 198H31L33 203L36 202V199L38 196H42L43 201H46L48 203V205L57 203L59 205L66 206V205L71 203L70 205H72V207L70 206V208H73L74 212H77L79 209L82 210V208H83V211H82V220L83 221L82 222H84V226H82V227L80 226V228L77 230V235L80 237L83 236L85 239H88V240H90V239L94 240L98 237L100 239V236L98 235V233H99V226H100L99 223H100L101 217L109 211V207H110L112 200L117 198L116 196L118 195V194L117 195L113 194V196L111 198H109V196L105 195V193H107V192L104 193V190H106V191L108 190V189H104L105 185L110 184V182L114 185V183L117 182V180L121 177L119 175V173L122 174L121 172L123 171V176H125L129 181L131 179L135 180L136 185L133 184L134 189H131V184H130V187H128V188H125V187H124V189L122 187L120 188V190L121 189L123 190V194H129L128 195L129 199L126 202V204L128 202L131 204V206H129L128 212L124 214V217H122V216H120V217L123 218V219H121L123 221V223L125 222L127 225L134 224V222H136L137 224H135V226H136V228H138V225H139L138 223H140L142 225L143 223L146 222V220L154 219L156 215L161 216L162 214L164 215V214L170 213V208L172 207L171 204L174 206L173 201L175 202V200L177 199V198H175L176 196L174 194L179 193L181 196V201L184 202L186 194H187L186 187H188L189 183L191 181H193L196 177L202 178L203 169H204V172L209 173V170H211V169L213 170L214 167H217L216 165L219 164L218 161L221 160V164L219 167H221L222 164H224L223 162L225 161V157H224L225 153L223 152L224 149H223V145L221 143L223 140L221 142H219L220 138H221L220 133H219L220 137L218 140L219 143H216V141L218 139V138H216L217 137L216 135H215L216 141L213 140V141H211V143L209 142L210 143L209 145L212 146V148L209 146L211 148V151H212L211 156L206 157V159L201 164V160H203L204 156H208L205 153V151H206L205 146H204V143L206 141L205 137L204 138L201 137L200 132H197V131H196V133L193 132L195 134V135H193L194 138L193 139L188 138L189 141L187 139V141H188L187 146L186 145L183 146L185 143H187V141L186 142L184 141L185 143H183V145H182L183 141H181V140L183 138H187L189 133L185 134V132L181 131L182 134L180 132L178 136H180V134H181V135H183V138L182 139L180 138L181 140H179V139L175 138L176 136L174 137V134H175L174 131H177L178 129L174 130L173 126L177 127V125H172L171 123H173V122H172V120L169 121V119L167 120ZM215 123H219V124L215 125ZM101 124L99 122V125H101ZM181 124H184V123L182 122ZM191 124H194V122H191ZM135 125H136V123H135ZM188 125H189V123H188ZM234 125H232V126H234ZM190 126H192V125H190ZM180 127H181V130L182 129L184 130L183 126H180ZM236 127L237 126H234V128H236ZM96 128H97V126H96ZM187 128H185V130ZM239 128H241V126L238 127V129ZM97 129H99V127ZM100 129H101V127H100ZM243 129H246V128H243ZM212 130H213V132H212ZM188 131L190 132V129H188ZM225 131H226V129H225ZM241 131L243 132V130H241ZM92 133H93V131H92ZM132 133L133 132H131V134ZM186 133H187V131H186ZM261 133H263V132H261ZM137 134H138L137 136L140 135V133H137ZM144 135H145V133H144ZM137 136H132V138L134 137L133 139L137 140V138H135ZM189 136H191V135H189ZM208 136H209L208 138H210V135H208ZM212 136H211V138H212ZM242 136H241V139H242ZM254 136H256V135H254ZM107 137L111 138V137H109V135ZM143 137H145V136H143ZM40 138L41 139L43 138V133H42V137H40ZM90 138H93V137H90ZM90 138L88 139L89 143H90ZM120 138L123 139V137H120ZM124 138H125V140L127 139L126 136ZM140 138H138V140ZM258 138H260V137H258ZM196 139L197 140L199 139L198 140L199 143L197 142ZM224 139H225V137H224ZM249 139H251V138H249ZM260 140L261 141L258 140L257 143H255L254 140H249L250 142L253 143V145L247 144L249 146V148L247 150H243L241 152L240 148L243 147V145H242V147L239 148L240 151H238V149L237 150L235 149L237 151V153L234 152L235 161L233 160L234 163L231 164V166H232L231 169H234V172H236L237 170H239L241 168L242 165H244V164L248 165L247 166L248 175H249V179H248L249 185L248 186H246L247 184L246 185L242 184L241 181H243L244 179L243 180L240 179L241 175L239 178L236 174H235L236 176L235 175L231 176L230 173L232 172V170L230 171L227 169L229 171L230 176L228 174H226V175L229 176L230 178H226V176H224V175H222V176H224L226 178L225 183L227 184V187L229 189L228 193L230 192V194L232 196V197L231 196L230 197L235 202L239 203V205L241 204V206H244V210H242L243 213L241 215V218H242L241 221H242L243 228L245 230L250 227L251 222L249 223L247 215L252 212V206H255L256 211H259L261 214L263 213V217L260 216L261 217L260 219L257 218L255 220H257L256 224H257L258 231H259V236L257 235L259 238V242H257V244H258L257 246L259 248H263V253L261 256V258H263L262 259L263 261L260 264H264V245H263V241H264V161H262L263 157L261 156L262 157L261 158L260 153H259L261 151L264 152V141L262 142V139H260ZM180 141H181V143H180ZM138 142L139 141H137L136 144ZM114 143L115 142H113V144ZM121 144H122V142H121ZM128 144L129 143H126V141L123 142V144H122L123 150H121L122 153H123V151H125L124 149H126L128 147ZM225 144L227 145L228 143H225ZM86 146L89 147V145H86ZM116 146L117 145H115L114 147L116 148ZM83 147L84 146H82V148ZM109 147H111V146L109 145ZM114 147H111V148L113 149ZM122 147H121V149H122ZM233 147H236V146H233ZM237 147H239V146H237ZM130 148L132 149V147H130ZM189 148L194 150L192 152L193 155L191 154V156H189L188 151H187ZM44 150H45V148H44ZM117 151H119V149ZM117 151H116V153H117ZM239 152L241 153L240 155H239ZM119 154L120 153H118V155ZM186 154H188V156L190 158L187 157ZM48 155H50V154H48ZM226 157H227V155H226ZM187 158H189V159H187ZM214 158H215V160H212ZM216 158H218V160H216ZM70 161H72V159ZM187 161H190L192 166L189 167V169L191 168V170L188 171L187 173H185V172H183L182 169H184V167L188 168V166H189L188 163H190V162H187ZM196 162H198V165L195 164ZM194 164H195V166H194ZM225 164H227V163H225ZM71 165H72V167H71ZM246 165H244V168ZM230 167L225 166V168H230ZM255 168H257V169L259 168V171H261L260 173L258 172L259 176H258V174L257 175L254 174ZM5 169H3V166H0V176L3 175ZM214 173H215V171H214ZM207 174H206V176H207ZM237 174H239V173H237ZM240 174H241V172H240ZM210 175H212V174H210ZM216 175H218V172ZM204 176H205V174H204ZM253 176L259 177L258 180H255V177L253 178ZM219 177H220V173H219ZM218 180H216V181H218ZM38 181L40 182V185H39ZM125 182H126V180H125ZM202 184L205 185L203 181L197 180L192 185V187L197 190L199 200H200L201 196H203V193H204L203 190L200 189V186ZM221 184H224V182H222ZM123 186H125V185H123ZM227 187L225 189H227ZM34 188H36V189H34ZM106 188H107V186H106ZM212 188H214V187H212ZM219 188H218V190H219ZM100 190L103 191V192L101 191L102 194L99 193L98 196L96 195L92 201H89L91 203L86 205L85 202H86L87 195H90V193H91V196L95 195L96 193H98V191L100 192ZM196 190H195V193H196ZM218 190H217V193H218ZM214 191H212V192H214ZM220 191H221V189H220ZM230 194H228V195H230ZM124 197H127V196H124ZM144 197H146L147 199H144ZM87 199H89V198H87ZM123 199H125V198H123ZM123 199H122V201H124ZM218 199L221 200L222 197H221V199L220 198H218ZM218 199L216 198V200H218ZM120 201H121V199H120ZM187 201H188V199H187ZM251 201H253V202H251ZM97 202H99L98 205H97ZM210 202H212V201H210ZM216 202L217 201H215V203ZM218 202H222V201H218ZM138 203L139 204L144 203L139 207V209L142 208L143 212H142L141 216L137 215V217H136L135 214H136V212H138L137 211L138 206L136 204H138ZM188 203H189V201H188ZM215 203H213V204L215 205ZM191 204L193 205V203H191ZM175 205H177V204H175ZM176 207H179V206H176ZM196 208H198V207H196ZM172 209H174V208H172ZM208 209H210V208H208ZM227 209H229V208H227ZM241 209H243V208H241ZM31 210H32V208H28V211L26 210L27 213H21L23 221L25 224L30 221L29 218H30ZM198 210H201V208ZM176 211H177V209H176ZM211 211H213V210H211ZM204 213H205V211H204ZM229 214H233V213H229ZM218 215H220V214H218ZM198 216H199V218H202V213H201V215H198ZM231 216H233V215H231ZM190 217L191 216H189L188 218H190ZM193 218H194V216H193ZM213 218H214V216H213ZM228 218L229 217H227V219ZM116 220H118V218ZM156 220H157V218H156ZM193 220H191V221H193ZM230 220H233V219H230ZM258 220H259V222H258ZM3 221H4V219H3ZM152 221H154V220H152ZM186 221H187V219H186ZM186 221H185V223L179 224L176 227L173 224V227H175V228L172 227L173 229H169L166 238L168 240V238H170L174 235L181 238V240L183 241L182 243H184L185 246L188 247L187 249L189 250L190 255L194 258L193 259V261H194V260L198 259L197 254H196V251H198V250L194 249V243H195L196 239H199V236L197 234V229L196 230L194 229L192 222L187 223ZM116 222H114V223H116ZM228 222H229V220H228ZM118 223H119V225L123 224L120 222H118ZM150 223L152 224L153 222L150 221ZM141 225H139V226L142 227ZM144 226H146V225H144ZM228 226H229L228 232L233 237H235V238L240 237V231H239L236 224L231 222L230 225H228ZM0 227L3 228L4 226H0ZM115 227H118V226L116 225ZM120 227L121 226H119V228ZM125 227L123 225V228H125ZM133 229H132V232H133ZM141 230H142V228H141ZM119 231H120V229H119ZM128 232H129V230H128ZM128 232H127V234H128ZM150 232H151V230H150ZM206 232H207V230H206ZM133 234H135V231ZM143 235H145V234H143ZM205 235L207 236V234H205ZM4 237L8 240L10 238V236L1 235L0 236V242H2L1 240H4V239H2ZM136 237H137V235H136ZM22 238H21V234H20V237L18 239L16 238L17 243L20 241L22 244H24V241H23L24 239H22ZM163 239H165V238H163ZM206 239H204V240H206ZM167 240H166V242H167ZM199 240H201V239H199ZM199 240H196V241L199 242ZM128 241H130V240H128ZM135 241H138V240H134L133 242H135ZM26 242L27 243L24 244L25 249L21 250V251H23L22 255L27 254L28 256H31L32 253L34 254L36 252L35 249L36 250L40 249V248H36L32 243H30V242L28 243V241H26ZM133 242H129V243L132 244ZM179 242H181V241H179ZM208 242H209V240H208ZM8 243L10 244V242H8ZM145 243L147 244V242H145ZM200 243H201V241H200ZM9 244L3 245L2 247H0V264H12V263H14V262H12L13 259H11V258L9 260H7V258H8L7 257V254H8L7 251L10 250V248L8 250ZM131 244H129V245H131ZM132 245H134V243ZM149 245H150V243H149ZM247 245H248L247 242L239 243V244H237V249H239L240 251L241 250L244 251L247 249ZM36 246H38V245H36ZM157 246H158V243L155 245L152 242L151 245L149 247H147L148 251L143 252V258H142L141 262L138 264H144V261H147L148 264L149 263L154 264L156 262V260H158L159 258L154 256L151 259L147 260V256ZM168 246H170V245H168ZM10 247H11V245H10ZM161 247L164 248L165 246H163V244H162ZM169 248L170 247H168V249ZM17 249H19V248H17ZM17 249H16V251L18 252ZM141 249H139V250L141 251ZM160 250H161V248H160ZM16 251H15V249L13 250V252H15V253H16ZM40 251H42V250L40 249ZM140 251H138V252H140ZM19 253L16 256L14 254L13 255L15 257H17V256H19ZM39 253H41V252H39ZM136 254H138V253H136ZM38 255H37V257H38ZM10 256H11V250H10ZM134 256H132V257L134 258ZM20 258H21V256H20ZM201 258H202V256H201ZM204 258L205 257H203V259ZM21 259H24V257ZM25 259H27V257H25ZM31 259H34V257L30 258V259L28 258L27 261L29 262ZM37 259H34V260H37ZM129 259H131V258H129ZM135 259H136V256H135ZM39 260H40V258H39ZM6 261H8V262H6ZM15 261H16V259H15ZM31 261H33V260H31ZM164 261L166 262L169 260L167 259ZM164 261H162V262L164 263ZM25 262L24 263H18L17 262L16 264H27ZM131 262H132V259H131ZM31 263L35 264V261L31 262ZM31 263H29V264H31ZM168 263H170V262H168ZM173 263H175V262H173ZM133 264H134V262H133Z\"/></svg>", "mask_w": 264, "mask_h": 264}, {"label": "built area", "instance_id": "2783aa9c", "mask_svg": "<svg viewBox=\"0 0 264 264\" xmlns=\"http://www.w3.org/2000/svg\"><path fill=\"white\" fill-rule=\"evenodd\" d=\"M107 1H111V0H107Z\"/></svg>", "mask_w": 264, "mask_h": 264}]
</instances>
